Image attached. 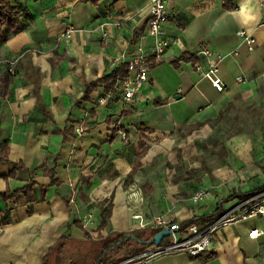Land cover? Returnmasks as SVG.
<instances>
[{"label":"crops","instance_id":"0c3cea01","mask_svg":"<svg viewBox=\"0 0 264 264\" xmlns=\"http://www.w3.org/2000/svg\"><path fill=\"white\" fill-rule=\"evenodd\" d=\"M149 3L27 0L32 19L0 44V140L9 145V162L0 163V264H43L65 238L71 250L88 248L99 237L153 229L157 217L181 225L261 187L246 173L234 180L223 171L229 186L208 194L207 209L198 211L191 197L213 187L187 175L196 166L186 161L197 154L198 124L264 82V0H174L160 62L146 36ZM241 32L255 40L253 51ZM140 53L152 70L132 101L116 93L108 107L97 106L102 85L82 101L87 87L118 68L112 59ZM215 65L223 92L204 77ZM230 146L250 148L244 138ZM85 215L94 216L90 236L81 227ZM255 229L264 232V216L219 228L210 252L160 255L152 264H264V238H249Z\"/></svg>","mask_w":264,"mask_h":264},{"label":"built area","instance_id":"2783aa9c","mask_svg":"<svg viewBox=\"0 0 264 264\" xmlns=\"http://www.w3.org/2000/svg\"><path fill=\"white\" fill-rule=\"evenodd\" d=\"M173 1L174 0H150L148 6L149 22L146 29V36L154 39L155 41L154 57L156 62H160L162 60L165 49L168 46V43L163 39V26L172 19L170 5ZM72 34L73 29L69 28L64 37L66 39H71ZM239 35L248 44L250 51H253L256 44L253 37L248 35L246 32H241ZM106 36L107 35L104 34L103 38ZM201 53L207 57L211 56V53L208 50H203ZM16 64L17 61H12L8 65V73L11 75H15ZM112 66H126L128 68L129 75L123 81L118 82L114 91L106 93L102 97L99 96L96 98V104L99 107H108L112 103L113 97L116 93L122 94L123 99L126 102L132 101L137 93L142 89L144 84L148 82L149 75L152 70V64L149 58L142 53L130 58H128L126 55L116 57L112 59ZM199 70H202V68L199 67ZM218 72V65H215L208 73L204 75V77L211 82L212 86L216 88L217 91L223 92L225 87L223 86L221 80L217 77ZM239 82H243V79L240 78ZM77 132L78 134H81L83 133V130L79 129ZM207 197L208 190L202 188L193 194L191 197V202L198 206L202 204ZM260 198L261 195L250 199L237 209L224 215L221 219L209 227L203 228L198 225H193L184 234L181 232L180 225L174 223L173 220L166 219L165 217H157L151 223L152 228L160 230L161 232L167 229L170 230L172 232L171 237L173 242L166 246H160L159 248L154 249V251L151 253L134 257L118 264H152V259L160 255L187 253L191 256H198L203 253L210 252L213 246L214 233L219 228L226 227L228 224L240 219L264 216V205L260 204H253L243 211V213L238 215L235 214L236 210L240 211L248 203L255 202ZM93 221V215H85L80 220L83 229L87 232L90 231ZM142 228H146V225H142ZM261 237L264 238V232L259 229L252 230L249 233V238L251 240H256Z\"/></svg>","mask_w":264,"mask_h":264},{"label":"rangeland","instance_id":"374dc122","mask_svg":"<svg viewBox=\"0 0 264 264\" xmlns=\"http://www.w3.org/2000/svg\"><path fill=\"white\" fill-rule=\"evenodd\" d=\"M238 138H244L251 150L246 151L241 146L229 147ZM194 143L197 154L186 163L196 168L186 174L195 175L198 184L209 182L213 188L208 190V194L229 186L230 180L219 176L223 171H229L234 180L246 173L249 176L246 182L264 186V82L253 88L249 96H240L216 116L198 124ZM242 182L239 181L240 184ZM263 200L264 193L254 204L264 205ZM203 209H207L206 204L198 205V211ZM235 214L238 215V212ZM168 242H173L171 236L166 237L165 243Z\"/></svg>","mask_w":264,"mask_h":264},{"label":"trees","instance_id":"16d2710c","mask_svg":"<svg viewBox=\"0 0 264 264\" xmlns=\"http://www.w3.org/2000/svg\"><path fill=\"white\" fill-rule=\"evenodd\" d=\"M26 1L0 0V44H4L11 37L22 33L25 30V22L32 19V15L26 7ZM85 2L98 5L101 0H85ZM185 61H188V59H185ZM8 75L11 74L8 73ZM128 75L129 71L126 66L114 69L97 83L87 87L82 101H90L91 94L99 85L104 87L106 93L114 91L118 82L126 79ZM8 156L9 145L7 142L0 140V163L9 162ZM17 168L18 166L14 169L13 175ZM263 193L264 186L248 193L232 194L229 198L220 201L213 212L203 216H194L192 219L182 223L180 225L181 232L185 233L193 225L203 228L209 227L227 214V211L224 209L225 204L234 200H238L240 204H243ZM4 197L6 199V196ZM253 204L254 202L248 203L242 210L245 211ZM106 224L107 216L103 215L101 228H104ZM159 233L161 231L157 229H146L145 231L134 233L130 237L123 234H116L105 239L99 237L94 243L88 245V248L74 247L72 250L67 247L68 242L65 238L45 257L43 264H118L144 254L147 248L154 246V244L148 245L146 243L155 238ZM86 234L90 236L88 232Z\"/></svg>","mask_w":264,"mask_h":264},{"label":"water","instance_id":"95a60500","mask_svg":"<svg viewBox=\"0 0 264 264\" xmlns=\"http://www.w3.org/2000/svg\"><path fill=\"white\" fill-rule=\"evenodd\" d=\"M172 232L170 230H164L161 233H159L155 238H153L151 241H149L148 245L154 244L155 247L159 248L166 237L171 236Z\"/></svg>","mask_w":264,"mask_h":264}]
</instances>
